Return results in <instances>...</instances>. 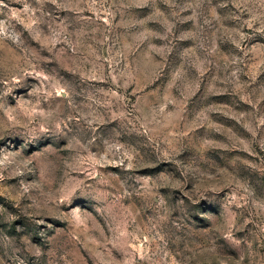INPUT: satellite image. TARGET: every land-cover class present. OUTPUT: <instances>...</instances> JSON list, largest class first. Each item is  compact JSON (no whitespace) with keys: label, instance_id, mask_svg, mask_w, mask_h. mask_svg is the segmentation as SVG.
Instances as JSON below:
<instances>
[{"label":"rangeland","instance_id":"1","mask_svg":"<svg viewBox=\"0 0 264 264\" xmlns=\"http://www.w3.org/2000/svg\"><path fill=\"white\" fill-rule=\"evenodd\" d=\"M0 264H264V0H0Z\"/></svg>","mask_w":264,"mask_h":264}]
</instances>
